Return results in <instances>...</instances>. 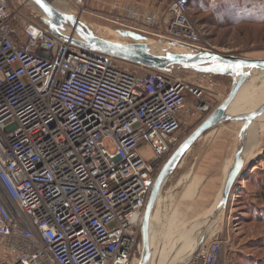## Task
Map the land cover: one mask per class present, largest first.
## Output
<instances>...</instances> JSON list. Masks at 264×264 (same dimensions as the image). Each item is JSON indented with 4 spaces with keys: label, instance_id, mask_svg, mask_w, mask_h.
<instances>
[{
    "label": "built area",
    "instance_id": "built-area-1",
    "mask_svg": "<svg viewBox=\"0 0 264 264\" xmlns=\"http://www.w3.org/2000/svg\"><path fill=\"white\" fill-rule=\"evenodd\" d=\"M62 1L79 17L91 0ZM112 20L170 48L215 50L203 43L189 0L146 14L130 0ZM121 61L23 20L0 0V264H139L159 172L181 131L225 98ZM228 242L217 233L183 264H230Z\"/></svg>",
    "mask_w": 264,
    "mask_h": 264
},
{
    "label": "rangeland",
    "instance_id": "rangeland-1",
    "mask_svg": "<svg viewBox=\"0 0 264 264\" xmlns=\"http://www.w3.org/2000/svg\"><path fill=\"white\" fill-rule=\"evenodd\" d=\"M231 1L234 0H202L203 3L197 9L191 6L190 16L203 34V43H208L215 50L224 53L252 58L264 57V24H247L238 21L241 20L239 11L234 13L232 8L223 7ZM256 1L264 2V0ZM92 2L91 0L87 11L79 16L80 19L102 37L131 41L118 33L119 29H125V27L112 20V17L117 15H114L110 7H106L104 16H100L95 9L90 7ZM10 4L21 13L23 20L42 22L43 13L30 0H10ZM218 8H222L223 11L216 13ZM72 9L77 10L75 7ZM224 12L225 15L221 14ZM229 17L238 18V23L231 24ZM151 38L156 40L154 39L155 42H149V44L157 51H162L164 48L175 52L186 51L183 48H170V44L160 37L151 36ZM120 65L137 74H144L147 71L146 67L127 61H121ZM171 73L191 84L201 85L210 96L222 94L226 98L233 84V77L230 76L220 77L218 75L214 79L210 75L179 67H174ZM263 105L264 75H261L255 83L241 87L229 110L231 114H236L237 111L248 113ZM199 124L196 122L191 127L183 129L180 133L181 142ZM257 130H259L260 148L255 152L258 146L254 145L253 150H250L252 154L255 152L251 158L249 154L242 155L243 151L240 153V150L246 147L249 134L251 131L252 134H256ZM107 144L111 149L114 148L111 141ZM141 151L146 157H152V151L148 146H143ZM237 156H240L244 163L239 176L243 180L241 184L237 183L234 186L227 204L222 205L221 200L210 202L211 197L208 193L190 192L189 197H196L204 203L195 202L196 209L189 211L196 215L180 216L171 209L167 194L159 196L153 213L155 222L152 226L154 233L152 232L151 236L149 264H183L187 258L185 255L192 252L200 241H208L217 233L224 234L229 240L225 249V259L229 260L230 264H236L239 255L246 257L247 260L264 257V202L263 199L259 200L257 197L261 194L258 185L264 184V115L250 123L243 120L226 121L204 134L184 156L179 167L169 177L168 184L177 182L181 178H184L182 183L185 182V184L189 181L197 184L202 182L205 185L202 190L206 186L213 189L217 184V189H220L221 196H223L226 179L236 163ZM191 162L197 163L194 169H192L193 163ZM202 163L205 164L202 165ZM203 170L206 171L204 176L197 174ZM191 171H195L196 174L188 175ZM250 175H252V180L248 179ZM185 184L180 187L178 193L188 188ZM241 187L245 191L239 194ZM202 204L210 208L200 210L199 205Z\"/></svg>",
    "mask_w": 264,
    "mask_h": 264
},
{
    "label": "water",
    "instance_id": "water-1",
    "mask_svg": "<svg viewBox=\"0 0 264 264\" xmlns=\"http://www.w3.org/2000/svg\"><path fill=\"white\" fill-rule=\"evenodd\" d=\"M30 1L41 10L43 13L42 22L55 36L71 40L82 48L110 54L120 60L165 73H170L174 67H179L211 76L233 77V84L226 98L178 145L166 160L156 178L146 205L141 233L142 252L139 264H149L151 258V218L165 183L174 173L186 153L207 131L221 123L240 120L250 123L252 120L264 115L263 105L252 112L233 117L227 116L228 107L237 97L245 81L252 74L264 71V57H245L202 48H189L181 52L167 49L157 51L148 43V36L140 32L131 29H119L118 33L123 38L131 41L108 39L96 34L77 15L58 9L48 0ZM72 32L78 37L72 35ZM229 65L233 67H228ZM235 65H241V67L236 68ZM243 148H241L240 153ZM243 165L240 156H237L236 163L225 182L221 199L222 205L228 203L232 190L243 170ZM202 244L203 241H200L193 253H196Z\"/></svg>",
    "mask_w": 264,
    "mask_h": 264
},
{
    "label": "crops",
    "instance_id": "crops-1",
    "mask_svg": "<svg viewBox=\"0 0 264 264\" xmlns=\"http://www.w3.org/2000/svg\"><path fill=\"white\" fill-rule=\"evenodd\" d=\"M92 1L93 2L90 5V7L92 9L99 10V11H101V10L104 11L106 9V7H110V10H112L114 15H117V16L123 14V9L127 5V3L130 2V0H92ZM138 4L141 6V11H142L143 14L152 13V12L159 13V12H162V11H164L166 9L167 5L169 4V0H138ZM154 39L155 38H151V36H148V43L149 42L150 43L151 42H155L156 39L155 40ZM210 77H212L214 79L217 78V77L211 76V75H210ZM209 98H211V97L209 96ZM212 129H214V128H212ZM212 129H210V130H212ZM209 131H207L206 133H208ZM258 133H259V130H257L256 134H252V131H251V133L249 134V138L247 140V145H246V147H244L242 155L245 154L247 156L249 154L250 158H251L253 156V154L256 151H258V149L260 148L259 145L261 143V142H259L260 139L258 138ZM254 145H256L258 147L256 148L255 152H253V154H252V152L250 150L251 149L253 150ZM191 163H193V162H191ZM205 163H202V165H204ZM196 164L197 163H193L192 169H194V165H196ZM245 166H247V164H245ZM195 174H196L195 171L194 172L191 171L190 173H188V175H193V176ZM197 174L204 176L206 174V171H204V170L203 171H199ZM224 174L226 175V171H225ZM183 179L184 178H181L179 181L173 182V183H170V184H168V182H169V179H168L167 182L165 183L163 189H162V192H161L162 195H164V194L168 195V197H169V200H168L169 202L168 203H170L171 209L175 210V212L177 214H179L180 216L196 215L194 212H189V211L196 209V203L195 202L201 201L202 203H204L203 200H201V199L198 200V198H196V197H191V196L189 197L188 195H189L190 192L191 193L194 192V194L198 193V192H200V193L202 192L203 194L204 193H208L209 197H211L210 202H212V201L215 202L216 200L217 201L221 200V197H222L221 196V191H220V189H217L218 188L217 184L214 185L215 188H213V189L207 188V186H206L202 190V187L205 186L204 184H202V182L197 184L195 182H190L189 181L187 184H185V182L182 183ZM242 180L243 179H241L239 177L238 180H237V183L241 184ZM183 184L187 185L188 188L186 190H184L183 192H179L178 193V190L180 189V187H182ZM166 187H168V188H166ZM181 193H182V195H178V194H181ZM209 208H210V206H206L205 204L199 205V209L200 210L201 209L202 210L203 209L204 210L205 209L208 210ZM151 220H152L151 221V236H152V232L154 233V231L152 230L153 229L152 226H153V222H155V221H153V216H152ZM179 255H181V254H179ZM179 255H177V256H179ZM187 255L188 254H186L185 256L187 257Z\"/></svg>",
    "mask_w": 264,
    "mask_h": 264
},
{
    "label": "trees",
    "instance_id": "trees-1",
    "mask_svg": "<svg viewBox=\"0 0 264 264\" xmlns=\"http://www.w3.org/2000/svg\"><path fill=\"white\" fill-rule=\"evenodd\" d=\"M201 1L202 0H189V7L191 8L192 6L197 9L198 7H200L199 5L203 3ZM223 7L232 8V11H234V13H237L239 11V15H240L239 18L241 20H238V21L240 22H243V23L245 22L247 24L248 23L249 24H252V23L264 24V2L261 3V2H257L256 0H234V1H231L230 4L229 3L224 4ZM222 11H223L222 8H218L215 12L219 13ZM249 11H251V13H248ZM221 14L225 15V12ZM237 19L238 18L229 17V21H231L230 22L231 24L238 23ZM220 77H224V76H220ZM251 176L252 175L249 176L248 178L249 180H252ZM258 186L261 190V194L257 195V197L259 198V200L263 199L262 201L264 202V184L258 185ZM239 191H240L239 194H242L245 190L241 187ZM256 244L258 245V243ZM236 264H264V257H258L256 259L252 258V259L247 260L246 257H242L241 255H239V259L236 260Z\"/></svg>",
    "mask_w": 264,
    "mask_h": 264
},
{
    "label": "bare ground",
    "instance_id": "bare-ground-1",
    "mask_svg": "<svg viewBox=\"0 0 264 264\" xmlns=\"http://www.w3.org/2000/svg\"><path fill=\"white\" fill-rule=\"evenodd\" d=\"M48 1H49L51 4H53L55 7H57L58 9H60V10H62V11H68V12H69V11H71V12L73 11V10H70L69 6L66 5L65 2H63L62 0H48ZM72 35L78 37L74 32H72ZM261 75H264V71L252 74V76L249 77V78L245 81V83L243 84V86H248L249 84H253V83H255V82L260 78ZM231 104H232V103H231ZM231 104H230V106H231ZM230 106L228 107V110H227V116L233 117V116H238V115H240V114H244L243 112H242V113H239V111H237L236 114H231V113H230V110H229ZM234 107H235V106H234ZM251 112H252V111H251ZM222 197H223V196H222ZM222 197H221V198H222ZM152 216H153V215H152ZM151 219H152V218H151ZM151 221H152V220H151ZM150 229H151V225H150ZM150 243H151V246H152L151 231H150ZM194 250H195V249H193V251L190 252V253L187 255V257H188L189 255H191V254L194 252ZM150 261H151V260H150Z\"/></svg>",
    "mask_w": 264,
    "mask_h": 264
},
{
    "label": "snow or ice",
    "instance_id": "snow-or-ice-1",
    "mask_svg": "<svg viewBox=\"0 0 264 264\" xmlns=\"http://www.w3.org/2000/svg\"><path fill=\"white\" fill-rule=\"evenodd\" d=\"M38 2H39V0H38ZM228 67H233V66L229 65ZM234 67L239 68V67H241V65H235Z\"/></svg>",
    "mask_w": 264,
    "mask_h": 264
}]
</instances>
